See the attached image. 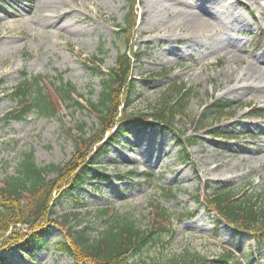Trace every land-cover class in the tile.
Instances as JSON below:
<instances>
[{"label": "rangeland", "instance_id": "obj_1", "mask_svg": "<svg viewBox=\"0 0 264 264\" xmlns=\"http://www.w3.org/2000/svg\"><path fill=\"white\" fill-rule=\"evenodd\" d=\"M35 1L37 8L30 13ZM67 1L82 15L49 18L56 15L42 8L43 0H0V184L15 176L24 154L32 153L40 168L67 164L76 152L78 127L86 125L87 138L98 125L94 115L69 107H60L56 118L31 114L22 122H7L14 104L6 96L23 72L51 81L62 77L85 100L96 102L102 87L100 72L107 73L120 55L131 52L137 57L131 73L136 82L128 92L131 107L125 115L157 107L170 96L176 98L183 88L191 92L190 98L173 132L129 130L99 160L97 169L106 182L89 183L75 198L56 201L52 219L59 225L47 248L32 261L18 252L15 256L3 252L0 256H6L5 263L73 264L56 250L63 232L89 227L94 237L103 227L104 208L134 216L147 226L151 207L162 206L174 216L175 237L141 258L161 261L188 251L214 260L232 252L239 264H264V238L254 241L252 234H238L220 223L204 204L208 196L225 187L240 196L239 200L264 196V92L229 93L240 82L238 73L264 56L260 8L264 0L256 4L254 0H222L220 4L134 0L135 7L133 0H106L99 9L89 3L82 9L83 0ZM232 11L241 14L247 24L239 26L229 16ZM135 15L133 27L121 32L119 28L128 27V17ZM44 17L51 22L48 29L39 23ZM190 17L209 23L213 30L188 37L186 20ZM216 40L227 49L212 52L209 44ZM234 58L236 64L230 62ZM51 81H45L46 88L50 89ZM218 101L225 102L229 110L223 118L210 116L204 122L203 112ZM255 114L261 115L256 118ZM217 136L232 139L218 140ZM220 165L221 171H212ZM146 170L154 176L148 177ZM169 189L176 197L168 196Z\"/></svg>", "mask_w": 264, "mask_h": 264}, {"label": "trees", "instance_id": "obj_2", "mask_svg": "<svg viewBox=\"0 0 264 264\" xmlns=\"http://www.w3.org/2000/svg\"><path fill=\"white\" fill-rule=\"evenodd\" d=\"M132 5L135 7L134 0ZM135 20L136 15L133 19L128 17V27L119 30L125 33L133 27ZM135 61L136 54L127 52L118 57L116 65L107 73L100 72L102 87L96 102L85 100L78 94L77 88L62 77L51 81L27 72L21 74L16 87L6 96L14 104L6 115L7 122H22L31 114L46 119L56 118L60 107H69L94 115L98 125L87 138L86 125L78 127L76 152L67 164L40 168L35 165L32 153L24 154L15 176L0 184V254L8 252L15 256L18 252L32 261L36 254L47 248L52 231L59 225L56 218L52 219L56 216L53 211L56 201L65 196L75 198L78 191L89 183L106 182L103 173L97 169L99 160L110 148L119 145L129 130L161 129L173 132L176 119L187 108L191 92L183 88L176 98L170 96L157 107L141 114L125 115V109L131 107L128 92L136 82L131 76ZM97 67L99 69L100 65L97 64ZM46 80L51 81L50 89L45 87ZM228 110L225 102L218 101L205 109L203 121L206 122L210 116L223 118ZM217 139L232 138L217 136ZM188 145L190 147L191 141ZM184 146L187 148V145ZM167 191L168 196L176 197L174 190ZM55 193L59 194L56 198ZM207 199L208 203L198 201L204 202L219 222L235 229L238 234H252L254 241L264 238L263 195L239 200L240 196L225 187ZM151 209L153 214L148 225L143 226L134 216L120 215L104 208L101 212L103 227L94 237L89 227L69 229L63 232L64 239L58 243L56 250L71 258L73 264H239L232 252L214 260L188 251L161 261L141 258L147 251L164 246L166 239L170 241L175 237L174 216L162 206ZM6 260V256H0V264H7Z\"/></svg>", "mask_w": 264, "mask_h": 264}, {"label": "bare ground", "instance_id": "obj_3", "mask_svg": "<svg viewBox=\"0 0 264 264\" xmlns=\"http://www.w3.org/2000/svg\"><path fill=\"white\" fill-rule=\"evenodd\" d=\"M104 1L106 0H83V2L81 3V6H82V9H84L86 4L89 3L93 7L97 6V8L99 9L100 6L102 7V4ZM208 1L214 2L215 4H220L221 2H223L222 0H208ZM258 2L259 0H254L253 3L256 4ZM37 3L38 1H35L34 3H32L30 7V13L35 12L37 8ZM183 5L185 6L186 4L183 3ZM42 6H43L42 8L46 10H53L54 14L56 15L55 17L48 16L49 18L60 19L67 14L74 15V16L82 15L81 10H78V7H72L71 5H69V1L67 0H43ZM260 8H261L262 14L264 15V5L260 6ZM60 9L62 13H60ZM229 16L232 19L236 20L239 26H245L247 24L246 19L243 18L241 14H239L236 11L234 12L232 11L229 14ZM262 22L264 23V18ZM39 23L41 26H46L44 28H47V29L49 28V26H51V22L50 20L47 19V17L41 18ZM186 26L188 27L186 30L188 31V33H190V35L188 36L190 38L192 36L201 37L200 35H202L204 32L207 34V32L213 30L212 29L213 26L211 27L209 23L205 24L204 22H200L198 19L191 18V17L186 20ZM209 45L211 47L210 49L212 52L216 51L218 53L220 51H225L227 49V46H224L222 42L217 41V40L213 41ZM258 61L259 62L257 63H251L244 70H241L238 73L239 77L237 76L236 79L240 80L239 84L243 80H247V81H243L242 85L238 84L237 86L233 87L232 89L229 90V93H235L238 91H250L251 89H254L255 91L259 93L264 92V56L261 57V59H259ZM230 62L232 64H236L237 58L232 59ZM258 64H260L259 67H258ZM228 71L233 73L235 70L229 69ZM225 74H228V72H226ZM247 76L250 77V79L245 78ZM248 82H251V83H248ZM221 167H222L221 165L216 166L212 171L214 172L221 171L222 170ZM226 174H229V173H226Z\"/></svg>", "mask_w": 264, "mask_h": 264}]
</instances>
